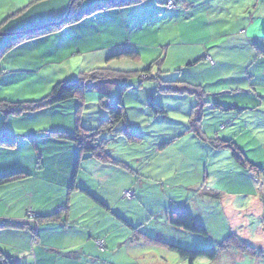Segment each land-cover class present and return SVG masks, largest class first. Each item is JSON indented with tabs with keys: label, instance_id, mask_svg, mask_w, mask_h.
<instances>
[{
	"label": "crops",
	"instance_id": "obj_1",
	"mask_svg": "<svg viewBox=\"0 0 264 264\" xmlns=\"http://www.w3.org/2000/svg\"><path fill=\"white\" fill-rule=\"evenodd\" d=\"M73 1L0 0V38H5L0 39V45L3 46L9 42L12 34L53 23H61L70 12L86 11L105 0H80L75 6H73ZM196 2L198 3V1ZM194 4L190 3L185 7L190 9ZM239 4L244 6L241 2ZM164 10H167L166 7ZM154 11L158 14L162 9L155 6ZM138 12L139 6L100 10L94 15L68 24L62 30L24 41L6 52L2 58L4 62V66L0 67L2 73L5 75L18 73L20 79L14 84L23 85L26 87V93L34 92V95H41L42 98L48 95L55 84L75 80L96 69L106 68L112 73L119 72L130 75L126 78L129 85H124L126 82L122 81V78L86 80L81 98L71 99L45 109L48 116L41 127L36 130L37 132H28L33 129L28 128L27 125L25 127L18 126L21 115L0 111V140L15 141L14 144L0 145V155L8 157L9 161L7 166L3 165L4 167L0 168V175L24 172L29 175L26 180L35 175L39 183L35 186L32 185L34 187H31L30 190L28 184L31 185V181H24L25 178L22 181L0 186V223L8 222L18 225L0 228V252L11 257L13 264H109L114 252L121 250L124 244V241L117 240L118 238L107 237L105 239V235L97 230V226H101L98 219H92L87 209L76 212L74 198H78L82 203L88 205L90 203L86 198L94 200V204L99 208L103 220L106 222L108 221L106 212L114 209L110 204L111 196L115 194V198L118 197L117 200L124 201V191L135 183L136 177L131 174L130 170L117 165L116 162L104 163L89 155L83 156L79 161L78 147L70 141L59 139L50 132L73 133L78 125L84 129L98 128L109 118L108 111L101 106L102 100H107L111 104L121 101L126 106L128 124L133 132V127L136 124L130 120L128 112L130 106L126 102V96L136 91L134 89L135 82L143 87L138 90L141 94L143 93V102L141 107L138 106L139 104L137 107L149 116L150 120L161 124L167 118L172 117L171 107L156 100L159 93H171L162 92L155 87L145 88L143 83L145 80L155 81L152 78L156 77V71H145L157 60H164L166 64L169 52H164L166 46L160 48L147 46L138 40V34H141V38L144 39L155 33L145 30L143 27H140L139 30L134 28L136 24H134V18H138ZM155 17L153 15L151 19ZM158 19L155 18V20ZM225 19L218 17L212 21L208 20V23L230 26L236 24L234 19ZM240 34L243 36L241 44L249 54V60L246 63L254 60L256 56L257 61L264 60V57L257 55V49H264V0H257L253 12L240 25ZM220 37L215 36L214 39L203 40L205 48L200 47L202 50L199 58L196 56L189 58L187 64H182L181 67L186 70L191 67L189 66L191 63L206 59L212 63V65L208 64L211 68H217L222 62L220 50L224 49L221 47ZM229 40L232 39H226V41ZM100 42H102V46H96ZM126 53H132L137 58L124 57L123 55ZM248 72L249 70L246 73L242 71L216 73L215 71L209 77H194L192 73H187L179 81L201 85L207 92V98L208 96L238 92L242 94V97L233 98L229 105L236 107L243 105L241 109L253 111L262 102L252 104L251 101H256L252 99V96H257L258 99L260 96L264 97L262 94L264 85L258 82L256 73ZM209 80V85L212 86L210 88L207 86ZM220 81L231 83V85L222 86ZM123 85L126 88H123ZM26 99L23 101H34L37 98ZM151 100L161 106L165 110V114H156L148 107V111H146L145 105ZM215 104L223 105L209 102L207 107L217 110ZM38 114H42V112ZM27 115L29 114L22 116ZM2 120L4 124H2ZM19 131L23 132L15 133ZM126 131V126L121 124L120 127L107 133L105 137L109 139ZM157 135L162 139L169 137V140L174 137L167 132ZM28 136H32L33 141L28 140ZM43 141L48 142L45 148L41 144ZM48 144L50 145L48 146ZM164 144H160L156 150L157 153H161L166 148ZM50 170H53L54 175H57L55 179H53L52 173L49 174ZM50 176L52 180L49 179ZM29 191L33 193L29 195ZM23 202L26 205L22 206ZM3 205L6 206V209ZM180 209L182 208H173L171 211H180ZM35 214L38 215L36 217L41 216L45 220L37 225ZM54 215L55 218L48 219L49 216ZM113 217L112 223L116 229H122L124 224L133 228L121 217L117 215H113ZM114 220H116L115 223ZM36 230L35 236L34 231ZM132 238V246L138 240L145 242L141 236L135 234L134 230ZM100 239L105 241L106 249L109 248L111 251L100 253L97 250L96 242ZM99 254L101 255L98 256Z\"/></svg>",
	"mask_w": 264,
	"mask_h": 264
},
{
	"label": "rangeland",
	"instance_id": "obj_2",
	"mask_svg": "<svg viewBox=\"0 0 264 264\" xmlns=\"http://www.w3.org/2000/svg\"><path fill=\"white\" fill-rule=\"evenodd\" d=\"M165 1L141 0L136 5L139 6L138 18H134V28L139 30L143 27L157 33L144 39L138 34L139 41L152 47L166 46L164 52H169L166 64L162 62L154 67L155 75L161 77L162 82H180L187 73H192L194 77H209L215 71L246 73L249 70L248 73H256L258 82L264 85V60L257 61L256 56L254 60L246 63L249 54L241 44L243 36L240 34V25L253 12L257 0H203L202 3V0H174L177 7L169 11L164 10ZM188 2L195 4L188 9L185 7L190 4ZM155 6L162 11L156 14ZM153 15L159 19H151ZM218 17L234 19L236 24L230 26L208 23V20ZM215 36H221L219 40L224 48L220 50L221 64L217 68H211L209 65L212 63L205 59L184 70L181 65L187 64L189 58H199L200 51L205 48L203 40L214 39ZM227 38L232 40L226 41ZM96 46L101 47L102 42ZM3 63L2 59L1 68ZM157 77L153 78L155 81L145 80V88L158 89L160 83ZM19 79L18 73H0V100L42 98L41 95H34V92L26 93L25 86L14 84ZM128 83L129 81L124 85H129ZM209 83L210 80L207 82L208 88L212 87ZM220 85L227 87L231 83L221 82ZM134 86L136 91L126 96V102L130 106V120L136 124L133 127L134 133L130 139L116 134L109 138L113 141L107 146L112 158L125 161L133 170L131 174L136 177V181L124 191H131L133 196L127 198L124 195L123 201L117 200L115 194L112 195L110 204L114 209L106 212V222L94 200L86 198L90 203L88 205L74 198L76 212L87 209L92 219H98L101 226H97V230L105 235V239L110 237L124 241L121 250L114 252L109 264H189L187 259L176 252L157 244L158 241L190 250L213 248L217 251L215 260L199 258L194 264H264V178L238 165L228 150L216 148L220 141L231 140L253 165L264 168V97L260 96L258 99L257 96H252L256 100L251 101L252 104L262 102L253 111H224L206 107L201 125L207 138L200 139L188 125L191 108L197 103L193 96L157 94L156 100L170 106L172 110V117L159 124L150 120L139 109L143 102V93L138 90L143 87L136 82ZM235 97H242V94L236 92L208 96L207 100L210 103L223 104V107H231L229 104ZM242 106L238 108L241 109ZM147 107L149 108L148 104L145 105L146 111ZM43 111L42 114L21 115L18 126L27 125L33 129L28 132H37L48 116ZM20 132L23 131L15 133ZM161 132L170 133L174 137L170 140L169 137L162 139L157 135ZM47 143L43 141L42 147L45 148ZM163 143L169 144L161 153H157V148ZM8 164V157L0 155V168ZM49 172L55 179L57 175H54V171ZM52 177L49 179L52 180ZM28 180L31 181V185L28 184L29 190L39 184L35 175ZM32 193L29 191V195ZM24 205L26 204L23 202L22 206ZM173 208H182L192 213L196 221L206 229L207 235L193 234L170 225L165 212H170ZM113 215L121 217L133 228L140 225L139 232L148 235L152 241L138 240L132 246L133 228L124 224L122 229H116L112 223ZM36 216L38 215L35 214ZM231 237L246 244L247 248L228 242ZM97 250L103 253L98 246ZM106 251L111 250L107 248Z\"/></svg>",
	"mask_w": 264,
	"mask_h": 264
},
{
	"label": "trees",
	"instance_id": "obj_3",
	"mask_svg": "<svg viewBox=\"0 0 264 264\" xmlns=\"http://www.w3.org/2000/svg\"><path fill=\"white\" fill-rule=\"evenodd\" d=\"M80 0H74L73 6L78 4ZM165 1V7L166 2ZM174 1V0H173ZM141 2V0H105L101 3L92 6L90 9L83 11V12H76L72 13L70 12L69 15L62 21L61 23H53L49 24L43 27L30 29L26 31H21L17 34L12 35L9 42L4 44L0 48V62L2 58L4 57L5 53L9 50L16 47L18 44L32 40L38 36L46 35L58 30H62L65 26L68 24L78 22L79 20L94 15L96 12L100 10H114V9H123L128 8L132 6H136ZM175 7L176 8V2ZM72 6V7H73ZM174 8L170 9L173 10ZM167 9V8H166ZM168 10V9H167ZM257 49V48H256ZM257 55L258 57L264 56V51L257 49ZM124 57H130V58H137V56H134L132 53H126L123 55ZM121 57V56H119ZM203 60V59H202ZM201 59L199 61H196L194 63H191L189 66H194L197 62L202 61ZM164 62V60H157L147 69L145 72H150L151 70H154L155 65ZM2 72V69H0V73ZM149 74V73H147ZM128 74H123L119 72H110L106 68L102 69H96L91 71L90 73L84 74L82 77H78L75 80L72 81H63L55 84L52 88V90L43 97L40 100H34V101H21V102H12L8 100H0V111H6L9 114L12 115H24V114H36L39 112H42L45 109H48L50 107L59 105L63 102L69 101L71 99L75 98H81L83 95V87L84 83L88 79H101V78H113V79H120L122 81L126 82V78H128ZM157 77V76H156ZM125 78V79H123ZM153 79V78H152ZM159 80V89L162 92L165 93H171V94H177V95H185V96H193L197 103L194 107H192L190 112V118L188 121V125L190 126L191 131L200 139L207 138L203 132H202V122L204 119V110L208 106L209 102L207 100V92L201 85H195L187 82H162L160 77H157ZM162 83V85H161ZM164 83V85H163ZM143 85V83H141ZM123 88H126V86L123 85ZM149 108L156 114H165V110L159 106L155 101L151 100L149 103ZM101 106L105 108L109 113L108 120H105L98 128L96 129H84L81 126H77L76 130L73 133H67L62 131H56V132H50L51 134L57 136L59 139L67 140L75 144L79 149V161L82 159L83 156L89 155L92 157L97 158L101 162L104 163H112L116 162L117 165L122 166L123 168H127L131 172L133 170L126 164V162L118 161L112 156H110L107 153V146L110 144L113 139H107L105 135L107 133H110L117 127H119L121 124H124L127 128V131L125 133H119L117 135H125L129 139L132 137V131L130 130V125L128 124V114H127V108L126 106L121 102L118 101L117 103L111 104L107 100H102ZM217 106L216 108H220L219 110H239L240 112L244 109H240L236 106L231 107H223L222 105L215 104ZM217 109V110H218ZM32 136H28V140H32ZM213 141V140H212ZM219 141V140H217ZM216 141V142H217ZM14 140L10 141H1V144H14ZM169 143H165L164 146L167 147ZM217 149H226L228 150L233 160L240 165L242 168L247 169L253 173H255L257 176H262L264 178V168H259L256 165H253L248 158L243 154V152L238 148V146L233 143L231 140H225L220 141L218 146H216ZM29 175L24 172H13L10 174H5L0 176V186H4L6 184H10L19 180H22ZM167 222L172 225L175 228H179L182 230H185L187 232H191L193 234L198 235H207L206 229L196 221L195 217L192 213L185 209H180V211L173 210L171 212L165 213ZM55 218L54 216H49L48 219ZM42 220H45V218L39 216L35 218V221L38 224L42 222ZM10 226H18L16 224L8 223V222H1L0 228H6ZM141 227V226H140ZM140 227H134L133 230L135 231V234L138 236H141L144 240L147 242L152 241L151 238H149L146 234L140 233L139 228ZM36 232V233H35ZM34 234L36 236L37 230L34 231ZM231 237L228 242H234V244L242 245L243 247L247 248V245L238 241L236 238ZM154 242V241H153ZM227 242V243H228ZM157 244L164 245L171 249L172 251L176 252L179 256L182 258H185L188 260L189 264H194L195 261L199 258H206L209 260H215L217 258V251L213 248L211 249H200V250H190L185 249L179 246H176L174 244L169 243H163V242H156ZM154 244V243H153ZM229 246V245H228ZM101 251V252H105ZM0 264H13V260L9 256H5L2 252H0Z\"/></svg>",
	"mask_w": 264,
	"mask_h": 264
},
{
	"label": "built area",
	"instance_id": "obj_4",
	"mask_svg": "<svg viewBox=\"0 0 264 264\" xmlns=\"http://www.w3.org/2000/svg\"><path fill=\"white\" fill-rule=\"evenodd\" d=\"M174 7H175V3H174L173 0H168V1L166 2V8H167L168 10H170V9H172V8H174ZM125 196H127V198H131V197L133 196V193H132L131 191H127V192H125ZM96 244H97L98 248H99L101 251L106 250V243H105L104 240H102V239L97 240Z\"/></svg>",
	"mask_w": 264,
	"mask_h": 264
},
{
	"label": "water",
	"instance_id": "obj_5",
	"mask_svg": "<svg viewBox=\"0 0 264 264\" xmlns=\"http://www.w3.org/2000/svg\"><path fill=\"white\" fill-rule=\"evenodd\" d=\"M12 35H14V34H12ZM12 35H10V36H12Z\"/></svg>",
	"mask_w": 264,
	"mask_h": 264
}]
</instances>
